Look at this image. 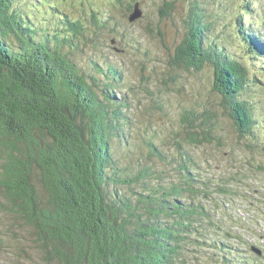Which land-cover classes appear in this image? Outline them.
Returning a JSON list of instances; mask_svg holds the SVG:
<instances>
[{"label":"trees","instance_id":"trees-1","mask_svg":"<svg viewBox=\"0 0 264 264\" xmlns=\"http://www.w3.org/2000/svg\"><path fill=\"white\" fill-rule=\"evenodd\" d=\"M19 1L0 0V240L6 241L0 252L12 248L34 264H194L187 252L204 246L215 253L210 264H257L224 244L232 236L222 214L243 195L240 186L233 188L224 173L208 174L192 154L218 142L214 113L205 104L181 108L168 132L152 130L142 117L133 134L146 153L121 166L115 145L127 142L134 126L127 94L133 87L121 91L120 68L103 58L86 51L85 71L73 57L85 45L95 51L109 18L91 8L89 17L74 21L57 16L67 34L49 35L24 16ZM132 4L137 0L127 13ZM184 23L169 64L184 71L212 66L211 92L243 140L240 155L251 156L236 170L243 178L257 162L264 174L256 159L264 148L249 130L251 108L241 98L249 85L245 67L207 44L210 22L199 8ZM255 45L264 53V44ZM18 232L26 235L17 238Z\"/></svg>","mask_w":264,"mask_h":264},{"label":"rangeland","instance_id":"rangeland-1","mask_svg":"<svg viewBox=\"0 0 264 264\" xmlns=\"http://www.w3.org/2000/svg\"><path fill=\"white\" fill-rule=\"evenodd\" d=\"M132 1L20 0L19 5H22L20 10L32 25L40 26L49 35L59 30L57 16L63 19V15H66L69 20L74 21L86 17L84 14L89 17L91 8L98 10L101 17L109 18L108 27L100 32L101 45H96L97 53L92 48L87 49L85 45L86 47L79 48L80 51L73 57L85 71L86 51L97 59L103 58L120 68L121 91H125L124 87H133V93L127 94L132 99L131 105L135 106L134 126L131 130L127 129V142L122 141L115 145L121 166L131 155L135 157L146 153L133 134L137 132V128L141 129L139 124H143L142 117L147 118V126L152 130L162 132L165 129L164 132H168L169 128H176L181 108L205 104L214 113L218 125V142L216 140L206 147L193 149L192 154L202 170L206 168V172L214 176L224 173V178H232L233 188L240 186L238 190L243 195L235 199L232 207L226 206L229 208L226 215L222 214L224 229L230 231L232 236L227 239L228 243L224 241V244H228L235 256L239 254L250 262L255 263L253 260H256L257 264H264V198L260 197V194L264 195V174L258 171L257 162H254V167L247 165L248 169L243 178H240L242 176L236 170V165H242V157L251 156H241L242 151L238 148L243 140L240 142L237 139L235 127L221 107L220 97L211 92L212 66H205L200 71H184L169 64L176 46L184 37V22L188 12L193 7L199 8L206 21L210 22L205 33L207 44L213 47L216 43L222 48L221 52L226 51L246 69L249 85L245 88L246 91L242 92L241 98L246 100L251 108L252 125L249 130L257 138V143L264 148V53L255 45L257 41L264 44V0H137L141 16L129 23L128 16L132 12L127 13L126 7ZM169 3L173 5L171 11L163 8V5ZM35 5L38 9H35ZM246 6L248 11L245 10V15L248 14V21L242 14ZM62 32L63 30H59V33ZM252 32L258 33L260 39H247ZM72 42L75 45V40ZM114 95L119 96L118 92ZM149 107L156 108L154 114L149 111ZM159 108H162V111ZM139 111L141 117L138 115ZM149 115L151 119L148 118ZM159 150L165 151L161 146ZM236 158H240L239 161ZM259 158L264 162V152L260 153V157H256ZM22 234L25 233L18 232L16 237ZM217 235L218 237H212L211 234L210 237L219 238L223 233ZM5 242L0 240V245ZM252 248L261 250V255L253 252ZM10 252L12 248H4L0 252V262L34 264L35 259L31 258V255L25 257L23 254ZM213 254L215 253L211 248L203 246L188 251L187 257L194 261V264H210L208 258Z\"/></svg>","mask_w":264,"mask_h":264},{"label":"water","instance_id":"water-1","mask_svg":"<svg viewBox=\"0 0 264 264\" xmlns=\"http://www.w3.org/2000/svg\"><path fill=\"white\" fill-rule=\"evenodd\" d=\"M132 13L128 16V21L133 22L136 18H139L141 16V11L138 8V4L133 5ZM253 252H255L257 255H261V250L252 248Z\"/></svg>","mask_w":264,"mask_h":264},{"label":"bare ground","instance_id":"bare-ground-1","mask_svg":"<svg viewBox=\"0 0 264 264\" xmlns=\"http://www.w3.org/2000/svg\"><path fill=\"white\" fill-rule=\"evenodd\" d=\"M258 35V34H257Z\"/></svg>","mask_w":264,"mask_h":264}]
</instances>
